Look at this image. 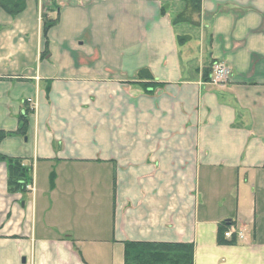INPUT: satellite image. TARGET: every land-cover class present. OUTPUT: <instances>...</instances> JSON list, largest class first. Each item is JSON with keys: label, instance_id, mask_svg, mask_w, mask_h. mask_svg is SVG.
<instances>
[{"label": "crops", "instance_id": "obj_1", "mask_svg": "<svg viewBox=\"0 0 264 264\" xmlns=\"http://www.w3.org/2000/svg\"><path fill=\"white\" fill-rule=\"evenodd\" d=\"M184 8L0 7V154L35 190L0 162V264H264V0H203L199 27Z\"/></svg>", "mask_w": 264, "mask_h": 264}, {"label": "trees", "instance_id": "obj_2", "mask_svg": "<svg viewBox=\"0 0 264 264\" xmlns=\"http://www.w3.org/2000/svg\"><path fill=\"white\" fill-rule=\"evenodd\" d=\"M203 0H183L185 8L176 16L173 23L189 24L194 27L201 25V4ZM27 0H0V7L2 10L10 16H17L24 12L26 9ZM53 7V6H52ZM57 20H45L44 32L47 33L49 29L55 26ZM190 41L189 37H179L178 43L184 45ZM138 79L141 81L153 82V76L147 69L141 70L138 73ZM145 87H149V84H145ZM7 133L0 132V143L7 137ZM0 162H6L9 167V188L10 192H27V186L31 184V172L29 168L22 165L19 159L8 158L0 154ZM53 178L51 177V185L53 186ZM230 228L229 224H224L219 232L220 243H226L222 240L224 233Z\"/></svg>", "mask_w": 264, "mask_h": 264}, {"label": "built area", "instance_id": "obj_3", "mask_svg": "<svg viewBox=\"0 0 264 264\" xmlns=\"http://www.w3.org/2000/svg\"><path fill=\"white\" fill-rule=\"evenodd\" d=\"M231 77L230 69L223 63V62H214L211 66V73H210V82L215 86H221L226 84ZM30 104L32 103L31 100L28 101ZM28 191H33L34 189L32 186L27 187ZM233 232L229 231L225 234V238L232 239ZM237 240H244L243 232H236Z\"/></svg>", "mask_w": 264, "mask_h": 264}, {"label": "rangeland", "instance_id": "obj_4", "mask_svg": "<svg viewBox=\"0 0 264 264\" xmlns=\"http://www.w3.org/2000/svg\"><path fill=\"white\" fill-rule=\"evenodd\" d=\"M55 6V5H54ZM45 7V6H44ZM52 7V5L50 6V8ZM45 20H46V18H45V16H42V21H43V23L45 22ZM211 69V68H210ZM210 72L209 73H211V70H209ZM231 72V71H230ZM34 108V107H33ZM30 178H31V183H33L32 182V175H30ZM32 188L34 189V185L32 186ZM27 192H30V191H28L27 190ZM30 193H32V194H34L35 193V190H33V191H31ZM141 249H143V248H141ZM138 257H142V255H138L137 254V250L136 251H134V259H137ZM148 259V258H147ZM151 259H152V257H151ZM145 262H148V261H145Z\"/></svg>", "mask_w": 264, "mask_h": 264}]
</instances>
